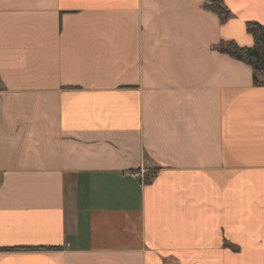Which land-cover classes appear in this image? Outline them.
<instances>
[{"label": "crops", "instance_id": "1", "mask_svg": "<svg viewBox=\"0 0 264 264\" xmlns=\"http://www.w3.org/2000/svg\"><path fill=\"white\" fill-rule=\"evenodd\" d=\"M223 2L0 0V264H264V71L219 50L264 0Z\"/></svg>", "mask_w": 264, "mask_h": 264}, {"label": "trees", "instance_id": "2", "mask_svg": "<svg viewBox=\"0 0 264 264\" xmlns=\"http://www.w3.org/2000/svg\"><path fill=\"white\" fill-rule=\"evenodd\" d=\"M208 6L220 16L222 21H226L231 15L223 0H209ZM247 30L254 38L252 46H241L233 40H227L221 42L219 50L252 66L255 70L254 76L257 81L256 72L264 71V26L259 22L249 21ZM153 174V172L147 173L146 181H149Z\"/></svg>", "mask_w": 264, "mask_h": 264}, {"label": "built area", "instance_id": "3", "mask_svg": "<svg viewBox=\"0 0 264 264\" xmlns=\"http://www.w3.org/2000/svg\"><path fill=\"white\" fill-rule=\"evenodd\" d=\"M142 173H143V171H140V172H136L134 175H135L136 177H140V176L142 175Z\"/></svg>", "mask_w": 264, "mask_h": 264}]
</instances>
